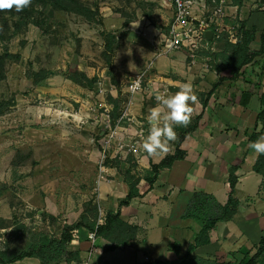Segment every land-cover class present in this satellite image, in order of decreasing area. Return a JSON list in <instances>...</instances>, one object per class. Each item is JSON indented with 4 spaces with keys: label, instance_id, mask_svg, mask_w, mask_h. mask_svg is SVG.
<instances>
[{
    "label": "crops",
    "instance_id": "1",
    "mask_svg": "<svg viewBox=\"0 0 264 264\" xmlns=\"http://www.w3.org/2000/svg\"><path fill=\"white\" fill-rule=\"evenodd\" d=\"M199 1L193 17L201 22L203 16H207L202 4L209 2ZM216 1L223 3L224 16L205 33L217 30L219 37L229 35L233 40L230 43L235 44L236 30L244 23L245 30L255 31L249 44L250 52H259L264 5L242 0L238 8L231 0ZM162 3L168 10L171 8L168 0ZM256 8L258 11H254ZM171 16L170 11V19ZM145 34H128L126 41L130 42V48L116 58L114 75L121 83L135 75H144V89L130 96L125 105L127 114L150 127L147 117L158 105L151 98L165 89L175 93L181 84L191 83L197 97V103L192 105L194 125L184 133V126L175 127L177 139L170 142L167 154L129 156L127 160L121 158L119 164L112 161L108 181L97 185L95 179L92 194L94 192L98 211L103 215L100 221L103 222L107 213L119 214L121 221L136 230L132 240L116 245L96 237L92 246L87 240V233L92 232L80 228L75 232L78 236H74L66 249L78 253L80 261L89 259V264L247 262L264 239V168L260 173L254 171L258 160L264 162V155L257 158L249 147L264 135V126L258 120L264 95V56L242 67L234 78L232 71L224 66L226 54L219 47L220 38L212 39L206 49L196 52L192 62L186 48L165 51L161 45L165 36L160 30L149 28ZM110 93L117 99L116 90ZM178 151L182 159L170 168L160 169L150 184L152 166H159ZM230 176L235 180L231 194L237 202L234 215L228 221L217 222L207 234L208 243L188 254L206 222L218 218L219 208L227 205ZM126 177L137 183L139 195L128 206L120 208L119 204L129 193ZM77 213L80 217L82 211ZM21 263L23 261L14 264ZM38 263L32 259V264ZM59 264L74 262L67 263L64 259Z\"/></svg>",
    "mask_w": 264,
    "mask_h": 264
},
{
    "label": "rangeland",
    "instance_id": "2",
    "mask_svg": "<svg viewBox=\"0 0 264 264\" xmlns=\"http://www.w3.org/2000/svg\"><path fill=\"white\" fill-rule=\"evenodd\" d=\"M75 1L97 10V16L40 7L33 19L32 10L23 18L0 16V251L9 258L27 252L40 236L59 239L66 226L103 218L92 190L108 140L104 106L113 128L127 114L130 98L126 83L114 75L116 58L130 48L128 34L145 36L153 28L166 37L170 31L173 9L162 0ZM245 2L264 5V0ZM115 90L117 99L110 93ZM119 135L114 139L129 134ZM64 259L62 252L50 264Z\"/></svg>",
    "mask_w": 264,
    "mask_h": 264
},
{
    "label": "trees",
    "instance_id": "3",
    "mask_svg": "<svg viewBox=\"0 0 264 264\" xmlns=\"http://www.w3.org/2000/svg\"><path fill=\"white\" fill-rule=\"evenodd\" d=\"M234 5L238 8L242 6V0H231ZM74 5L76 10H73L71 6ZM41 8L42 10L51 8L54 11L60 12H74L78 15L84 16L86 18H92L97 16V10L92 11L89 8H81L77 5L75 0H32V3L29 7L25 8L22 12L16 13L14 10H5L0 12V16L3 17H20L27 16L28 10H32V19L35 9ZM28 17V16H27ZM36 25L39 26L40 22L36 21ZM255 31H247L245 30V24L240 23L238 29L236 30V42L235 44H231L228 41L227 36H224L221 40L223 45L220 49L226 54L223 59L224 66L226 69L232 71V77H236L242 67L250 64L256 57L264 56V29L261 34V50L256 53H252L249 50V44L252 42L254 38ZM4 64L3 57H0V81L4 79ZM261 106L262 110L258 115V120L262 122L264 126V95L261 98ZM181 140V137H180ZM182 154L176 152L175 155L165 159L159 166H152L151 178L149 179L150 184H152L158 174L160 169L170 168L171 165L175 161H179L182 159ZM264 168V162L258 160L254 167V171L256 173H260L261 169ZM128 187L129 193L126 196V200L119 204V207L128 206L132 199L138 197L139 193L136 189L137 183L132 181V179H125ZM230 185V197L228 199V203L226 206L219 208L220 216L212 221L206 222L201 232L199 233L194 246H190L188 249V254L191 253L196 247L208 243L207 234L210 230L214 228V225L219 221H228L234 215L237 202H235L231 194L234 190L235 180L230 176L229 180ZM80 228H84L90 232H94L96 237H100L102 239L107 240L108 242L114 243L116 245L122 244L126 241H130L135 236V229L131 226L125 224L120 220L119 214L113 215L111 213H107L104 217V220L101 225H97L96 222H93L91 225H83L76 224L72 226L64 227L59 239H51L47 236H40V239L36 241L27 252H22L18 256L14 258H9L7 252L0 251V264H14L19 261H23L25 259H37L42 264H50L55 262V257L61 256L62 252H65L67 263L70 262H79V255L75 252H68L67 246L73 240V232L79 230ZM129 233V236L126 234ZM116 236V238H112ZM53 254L52 257L49 256ZM151 264H161L160 262H153ZM239 264H264V239L261 240L260 245L257 249V252L247 261H243Z\"/></svg>",
    "mask_w": 264,
    "mask_h": 264
},
{
    "label": "built area",
    "instance_id": "4",
    "mask_svg": "<svg viewBox=\"0 0 264 264\" xmlns=\"http://www.w3.org/2000/svg\"><path fill=\"white\" fill-rule=\"evenodd\" d=\"M209 2L202 4V10L207 14L201 22L196 21L193 17L194 9L199 5V0H170V6L173 9L172 22L170 25V31L168 36L163 39V49L165 51H179L182 48H186L188 51V58L193 62L195 60L196 52L206 49L209 42L205 38V31L217 24V21L224 16V5L221 1L206 0ZM134 31V29H131ZM218 31L212 33V39L218 40ZM229 42H233L232 38L228 39ZM139 77L141 79V88L138 91L133 92L131 90V84L134 79ZM144 89V75L138 74L130 78L125 84V91L128 95L140 93ZM103 93L101 91H98ZM162 93V92H160ZM164 93V92H163ZM104 117L106 119V129L108 132V140H106L101 146V152L99 161L97 164V178L96 184L107 182L109 173V161L118 158H125L127 156H133L135 158L141 157L147 154L143 149L142 143L144 137L149 133V128L142 123L137 122L131 116L124 114L117 121L116 126L112 128L109 118V110L107 106H104ZM136 128L133 132L130 130ZM120 131H124L129 134L126 139H114L120 136ZM99 220L97 225H101ZM87 240L93 245L96 241V234L94 232L87 233ZM93 252H97L93 250ZM89 259H83L74 264H89Z\"/></svg>",
    "mask_w": 264,
    "mask_h": 264
},
{
    "label": "clouds",
    "instance_id": "5",
    "mask_svg": "<svg viewBox=\"0 0 264 264\" xmlns=\"http://www.w3.org/2000/svg\"><path fill=\"white\" fill-rule=\"evenodd\" d=\"M32 0H0V12L14 10L22 12L29 7ZM141 88V79L137 77L132 81L131 90L138 91ZM158 105L151 109L147 119L150 125L149 133L143 139L142 147L148 154H167L170 151V142L177 139L176 126L186 127L192 118L197 97L193 92L191 83H183L175 93L157 92L155 96ZM249 147L256 157L264 155V135L251 142ZM4 250V249H2Z\"/></svg>",
    "mask_w": 264,
    "mask_h": 264
},
{
    "label": "water",
    "instance_id": "6",
    "mask_svg": "<svg viewBox=\"0 0 264 264\" xmlns=\"http://www.w3.org/2000/svg\"><path fill=\"white\" fill-rule=\"evenodd\" d=\"M205 38L208 42H211L212 41V32H206Z\"/></svg>",
    "mask_w": 264,
    "mask_h": 264
}]
</instances>
